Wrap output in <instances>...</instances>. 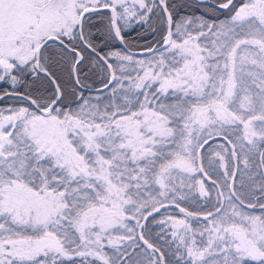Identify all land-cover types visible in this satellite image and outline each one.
Instances as JSON below:
<instances>
[{"label":"snow or ice","instance_id":"snow-or-ice-1","mask_svg":"<svg viewBox=\"0 0 264 264\" xmlns=\"http://www.w3.org/2000/svg\"><path fill=\"white\" fill-rule=\"evenodd\" d=\"M215 9L0 0V100L16 101L0 108V264H264V0ZM152 15L158 46L137 58L123 33Z\"/></svg>","mask_w":264,"mask_h":264},{"label":"trees","instance_id":"trees-1","mask_svg":"<svg viewBox=\"0 0 264 264\" xmlns=\"http://www.w3.org/2000/svg\"><path fill=\"white\" fill-rule=\"evenodd\" d=\"M215 2V0H212ZM149 4L157 3L156 0H147ZM239 2V0H237ZM168 4L170 6V10L172 11L174 17L176 19L185 18V17H191V16H203L205 19L209 21L218 22L225 18L226 12L225 10H219L215 9L209 5L206 6H200L199 3H197L195 0H168ZM156 12H160L159 8L155 9ZM160 19L156 15H152L151 19L148 24H136L133 22L132 26L129 27L123 34L126 39H128L131 42V48L133 50H144L150 46H158L157 42L160 40ZM105 26V21L103 18L97 17L93 19L89 25L88 29L91 31V33L94 35V37L99 40L102 37L103 29ZM153 29H156L155 32H153ZM116 47H120L117 45ZM108 49H104V51H107ZM115 50V47L113 48ZM122 50V48H121ZM137 58H146L145 56H137ZM58 59V57H57ZM93 66L91 61H89L87 64L84 65L81 75L82 78L85 74L88 75L89 79L86 81V83H90L95 86H99V81L101 79V75L99 74V69H96L97 75H92ZM53 71L57 73V75L60 77L61 83L68 82L69 77L68 73L62 69L59 65L54 64ZM0 87H7V85H0ZM35 87H38L40 89V92H44V87L37 84ZM24 89H21L23 91ZM94 93V92H93ZM34 95L38 93H33ZM89 92L85 91V95H89ZM67 102V101H66ZM16 104L15 99H11L8 97H5L3 100L0 101V108L2 106H13ZM161 214H171L179 216L178 210L175 209H161L160 213L154 214L156 219H159L161 217ZM152 220V217H149V221ZM156 224H150V227L152 228V239L153 242L157 244L158 247H161L165 250V252L168 251L169 245L165 243L166 240H168V236L166 232L161 231L162 226L159 227L155 226ZM157 233L160 235L157 236ZM130 252H132V249H129ZM140 249H136L135 253H139ZM135 259V255L133 256ZM169 259H173L172 257H169Z\"/></svg>","mask_w":264,"mask_h":264},{"label":"rangeland","instance_id":"rangeland-1","mask_svg":"<svg viewBox=\"0 0 264 264\" xmlns=\"http://www.w3.org/2000/svg\"><path fill=\"white\" fill-rule=\"evenodd\" d=\"M223 20V19H222ZM219 22V21H218ZM2 108H7V106H2ZM220 143H224V141L220 140L219 138H217L216 140H212L210 141V144L215 147L216 145L220 144ZM206 148L208 146H205ZM208 187L211 188L212 185L208 184ZM185 191H188L187 189H185ZM213 195H215V193H213ZM192 200L196 201V203H192L191 201L189 202H182V203H187V206L193 210H198L199 206L202 205V201L200 200L199 194L195 193L192 197ZM181 215V214H180ZM156 227H159L160 225L156 224ZM168 236V235H167ZM168 240H171V237L168 236Z\"/></svg>","mask_w":264,"mask_h":264},{"label":"water","instance_id":"water-1","mask_svg":"<svg viewBox=\"0 0 264 264\" xmlns=\"http://www.w3.org/2000/svg\"><path fill=\"white\" fill-rule=\"evenodd\" d=\"M157 1V3L159 2V0H156ZM197 3H199V0H195ZM207 5H209V6H211V7H213V8H215V2L214 1H212V0H207ZM161 11V10H160ZM122 48V47H121ZM123 50V49H122ZM136 53H137V56H139L142 52H143V50H134ZM86 92H89L88 90H85ZM91 92H95V88H92L91 89ZM1 101V100H0Z\"/></svg>","mask_w":264,"mask_h":264}]
</instances>
